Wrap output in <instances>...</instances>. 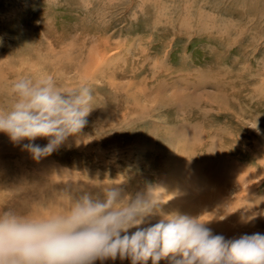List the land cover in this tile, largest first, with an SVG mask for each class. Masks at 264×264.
Here are the masks:
<instances>
[{
  "label": "rangeland",
  "instance_id": "1",
  "mask_svg": "<svg viewBox=\"0 0 264 264\" xmlns=\"http://www.w3.org/2000/svg\"><path fill=\"white\" fill-rule=\"evenodd\" d=\"M263 8L264 0H0V109L22 77L87 85L93 97L82 133L39 162L22 150L27 140L0 132V210L62 212L79 190L102 196L104 184L120 183L130 196L152 189L164 214L201 215L214 234H264Z\"/></svg>",
  "mask_w": 264,
  "mask_h": 264
},
{
  "label": "clouds",
  "instance_id": "2",
  "mask_svg": "<svg viewBox=\"0 0 264 264\" xmlns=\"http://www.w3.org/2000/svg\"><path fill=\"white\" fill-rule=\"evenodd\" d=\"M14 102L0 109V132L39 162L87 125L92 93L57 86L52 76L22 77L11 87ZM46 138L47 144L35 143ZM102 196L79 190L71 206L47 215L0 210V264H95L130 259L131 264H264V234L226 238L210 220L159 211L152 189L130 196L120 183L102 186ZM159 214L158 222L146 218ZM148 223L147 227H141ZM136 230L130 232V229Z\"/></svg>",
  "mask_w": 264,
  "mask_h": 264
},
{
  "label": "bare ground",
  "instance_id": "3",
  "mask_svg": "<svg viewBox=\"0 0 264 264\" xmlns=\"http://www.w3.org/2000/svg\"><path fill=\"white\" fill-rule=\"evenodd\" d=\"M264 9V8H263ZM260 14V12H258ZM263 18V17H262ZM104 54V53H103ZM143 78V77H142ZM202 83V82H201ZM177 85V84H176ZM144 95V94H143ZM11 101V100H10ZM216 142V141H215ZM69 145V144H67ZM186 172V171H185ZM190 178V177H189ZM237 178V177H236ZM223 180V179H222ZM225 181V180H224ZM225 184V183H224ZM191 188V187H190ZM192 197V196H191ZM229 201V200H228ZM256 213V212H255Z\"/></svg>",
  "mask_w": 264,
  "mask_h": 264
}]
</instances>
